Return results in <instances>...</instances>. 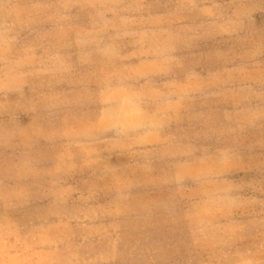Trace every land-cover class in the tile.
<instances>
[{"label":"rangeland","instance_id":"rangeland-1","mask_svg":"<svg viewBox=\"0 0 264 264\" xmlns=\"http://www.w3.org/2000/svg\"><path fill=\"white\" fill-rule=\"evenodd\" d=\"M177 3H0V262L261 258L264 0Z\"/></svg>","mask_w":264,"mask_h":264},{"label":"clouds","instance_id":"clouds-1","mask_svg":"<svg viewBox=\"0 0 264 264\" xmlns=\"http://www.w3.org/2000/svg\"><path fill=\"white\" fill-rule=\"evenodd\" d=\"M0 3H3V0H0ZM7 7V6H5ZM129 7H133V5H130ZM134 7L139 10L142 5L141 4H135ZM193 7V4L191 3V0H178V3L175 6V9L169 14V16H178L180 12H182L185 9H190ZM168 17L161 16L157 17L158 21L163 22ZM7 233H4L2 236H0V244H3L6 246L7 244ZM260 259H253L247 261V264H264V246L261 247L260 250ZM0 264H3V262H0Z\"/></svg>","mask_w":264,"mask_h":264}]
</instances>
